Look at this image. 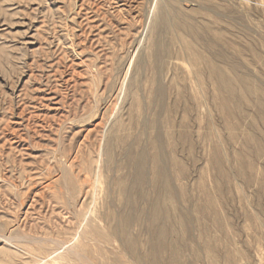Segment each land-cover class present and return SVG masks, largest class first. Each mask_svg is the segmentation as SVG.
<instances>
[{"label":"rangeland","instance_id":"obj_1","mask_svg":"<svg viewBox=\"0 0 264 264\" xmlns=\"http://www.w3.org/2000/svg\"><path fill=\"white\" fill-rule=\"evenodd\" d=\"M212 59L250 83L219 90ZM263 105L264 0H0L12 262L73 240L99 165L93 201L112 246L88 261L264 264Z\"/></svg>","mask_w":264,"mask_h":264},{"label":"bare ground","instance_id":"obj_2","mask_svg":"<svg viewBox=\"0 0 264 264\" xmlns=\"http://www.w3.org/2000/svg\"><path fill=\"white\" fill-rule=\"evenodd\" d=\"M235 49L238 50L237 47ZM238 52L239 51H237V53ZM202 60L205 63V65H207V63H208L207 60H205L203 58H202ZM196 61H199V59H197ZM214 61L217 62L216 59H212L211 64H210V66H211L210 70H211V73H212V77L214 78L215 83L217 84V88L219 90L220 89L224 90V91L227 92V94L232 96L234 94V89H233V85L234 84H246L248 82V80L245 79V78L244 79L243 78L242 79H236V78L227 76L221 70V68H219L216 65V63H214ZM248 83H250V82H248ZM254 88L258 89L255 86H254ZM245 90H247V89L245 88ZM262 107H263V110H264V105ZM99 153H100V150H99ZM139 159H140V155H138L135 158V160H134L136 166L138 165V162H140ZM135 164H134V166H135ZM63 173L66 175L67 171L64 170ZM100 177H101V171H100L99 165H97L96 169L94 168V171L92 173L93 188H92V190L90 189V191L87 190L86 194H85L86 196L90 195L92 204H91L90 207H88L87 211H85L83 213H80V214L79 213L76 214L78 221H77V224H76V232L73 235V240L72 241L70 240L71 242H67L65 240H55V239H51L50 240V239L47 238V240H50V242H52L54 244V247H52V248H44V249L39 250V251H36L34 249H31V248H27L26 249L27 252L29 254H31L32 261L35 264H93L92 262L87 260L88 259L87 258V252H88L89 249H92L93 245H98V248L102 249L103 252H105V250L107 248L112 246L111 241H110L111 237L105 233V231H104L105 227L100 225V222H102L104 220L103 214H102V216L99 215L98 211L95 209V205H94V201H93V199L95 198V197L93 198V196L95 195L94 194L95 193V188L98 187V183H99ZM138 180H136L137 185L139 183ZM127 201L129 202V200H127ZM129 203H128V205H129ZM155 203H157V202L155 201ZM152 208L154 209V213L155 214H156V211L157 212L160 211V210L158 211L159 208L157 210L155 209L156 208V204H155V208L153 206H152ZM157 215H159V213L156 214L155 216H157ZM126 219H127V217H126ZM126 221H125V223H126ZM123 224H124V222H123ZM126 226H128V224ZM154 226L156 227V225H154ZM152 227H153V224H152ZM0 237L3 239V241H2L3 242V247L0 250V252L6 254V257H7L6 261L5 262H0V264H14L12 262V258L14 256H16L15 252H13L12 249H10L11 247H9V249L8 248L6 249L5 247L12 246V244L14 245V242H15L17 237H5V236H0ZM157 237L159 238L158 239V243L162 244L163 243V239H164V235L162 233H160V234L157 235ZM42 239H45V238H42ZM42 239H40V238H32L31 237L29 242L38 243L39 244L40 242H42ZM18 242H20V241H18ZM43 243L45 244V242H43ZM132 246H129V249H128L131 252L133 251V247ZM122 248H123V246H122ZM113 251H114L113 252V254H114L115 250H113ZM123 251L125 252L124 248H123ZM117 252H119V251H117ZM121 254L123 256L124 253L122 252ZM150 264H156L155 258L154 259L152 258L150 260Z\"/></svg>","mask_w":264,"mask_h":264}]
</instances>
